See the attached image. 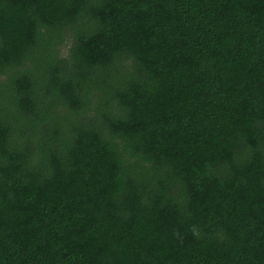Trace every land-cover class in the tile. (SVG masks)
Segmentation results:
<instances>
[{"label":"trees","instance_id":"obj_1","mask_svg":"<svg viewBox=\"0 0 264 264\" xmlns=\"http://www.w3.org/2000/svg\"><path fill=\"white\" fill-rule=\"evenodd\" d=\"M0 264H264V0H0Z\"/></svg>","mask_w":264,"mask_h":264}]
</instances>
